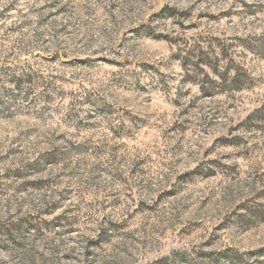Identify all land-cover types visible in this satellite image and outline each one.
<instances>
[{
	"label": "rangeland",
	"instance_id": "rangeland-1",
	"mask_svg": "<svg viewBox=\"0 0 264 264\" xmlns=\"http://www.w3.org/2000/svg\"><path fill=\"white\" fill-rule=\"evenodd\" d=\"M0 264H264V0H0Z\"/></svg>",
	"mask_w": 264,
	"mask_h": 264
}]
</instances>
